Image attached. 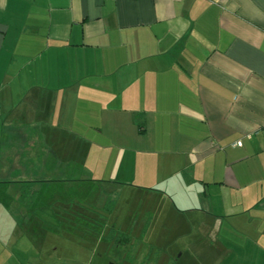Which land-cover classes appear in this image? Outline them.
Segmentation results:
<instances>
[{"label":"crops","instance_id":"1","mask_svg":"<svg viewBox=\"0 0 264 264\" xmlns=\"http://www.w3.org/2000/svg\"><path fill=\"white\" fill-rule=\"evenodd\" d=\"M0 264H264V0H0Z\"/></svg>","mask_w":264,"mask_h":264},{"label":"built area","instance_id":"2","mask_svg":"<svg viewBox=\"0 0 264 264\" xmlns=\"http://www.w3.org/2000/svg\"><path fill=\"white\" fill-rule=\"evenodd\" d=\"M237 145H238V146H240V145H241V143H237Z\"/></svg>","mask_w":264,"mask_h":264},{"label":"rangeland","instance_id":"3","mask_svg":"<svg viewBox=\"0 0 264 264\" xmlns=\"http://www.w3.org/2000/svg\"><path fill=\"white\" fill-rule=\"evenodd\" d=\"M63 242H66L65 240H63Z\"/></svg>","mask_w":264,"mask_h":264}]
</instances>
